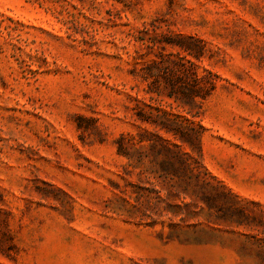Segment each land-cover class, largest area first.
Returning a JSON list of instances; mask_svg holds the SVG:
<instances>
[{
	"label": "rangeland",
	"instance_id": "rangeland-1",
	"mask_svg": "<svg viewBox=\"0 0 264 264\" xmlns=\"http://www.w3.org/2000/svg\"><path fill=\"white\" fill-rule=\"evenodd\" d=\"M143 102L200 131L208 184L171 220L116 152ZM0 264H264V0H0Z\"/></svg>",
	"mask_w": 264,
	"mask_h": 264
},
{
	"label": "trees",
	"instance_id": "trees-1",
	"mask_svg": "<svg viewBox=\"0 0 264 264\" xmlns=\"http://www.w3.org/2000/svg\"><path fill=\"white\" fill-rule=\"evenodd\" d=\"M178 46L182 51L191 54V48L188 46L182 44H178ZM157 64V61H152V63L144 66L147 71L141 72L140 77L143 80H148L150 76L154 77L155 81L159 77H163L162 79L166 80L167 71H173L167 69V65L159 67ZM179 64L181 69H177V73L174 70V73L179 83L178 89L183 100H180L178 105L182 110L189 113L190 116H193L190 112L191 106L199 104L202 99L207 97L209 92L207 86L202 82V76L194 72L189 79L191 82L184 83L188 77L187 70L184 69L183 63L179 62ZM153 68H161L165 74H153ZM157 85L154 86L156 88H149L146 93L150 94V92H153L157 96H160L163 92ZM165 95L172 97V94L169 92H166ZM152 98L151 96L149 97V99ZM137 107L136 119L152 126L153 131L144 130L143 132L136 133V135L121 133L116 139V152L124 156L128 160V165L133 168H139L144 158L148 159L151 163L154 162L150 168V172L157 173L158 176L166 178L168 185L165 186L164 197L160 196L161 188H157L153 183L147 189L149 192H154L158 200L163 202L162 211H160L159 215L167 216L169 214L168 219L171 220L173 216L180 214L182 208L186 209L189 207V203L185 202L184 199L186 197L191 199L196 196L195 185L205 187L208 184L201 178V164L195 156V154L200 155V131L187 117L180 118L179 115L166 111L161 105L152 106L143 102V105H138ZM161 132L171 135L178 141V144H174L172 147L167 139L162 137ZM126 141H130L131 145H133L131 150V145ZM147 170L148 168H142L138 172L139 178L140 174ZM140 188L146 189L143 186ZM207 197L211 199V196ZM173 198L180 199V203L170 202L169 200ZM122 200L130 205L126 200ZM150 204L154 205L153 207L157 205L155 202H150ZM150 204L145 205L140 203V207L144 209L150 206ZM127 211L129 214L131 213L129 207ZM170 225L173 226L174 223L171 222Z\"/></svg>",
	"mask_w": 264,
	"mask_h": 264
}]
</instances>
